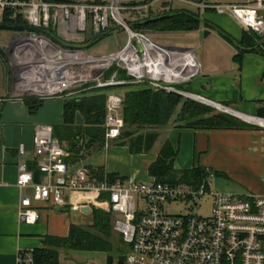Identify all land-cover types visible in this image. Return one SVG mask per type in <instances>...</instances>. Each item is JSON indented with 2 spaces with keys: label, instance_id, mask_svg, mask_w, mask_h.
Returning <instances> with one entry per match:
<instances>
[{
  "label": "built area",
  "instance_id": "2783aa9c",
  "mask_svg": "<svg viewBox=\"0 0 264 264\" xmlns=\"http://www.w3.org/2000/svg\"><path fill=\"white\" fill-rule=\"evenodd\" d=\"M165 5L195 14L227 15L243 31L264 37V0H0V26L9 24L14 31L4 51L13 64L16 96L45 101L72 95L75 89L142 83L154 91L182 95L177 86H186L201 72L195 51L166 47L133 28ZM116 30L127 35L124 47L110 55H88L84 45ZM259 46L264 49L262 41ZM114 67L126 72L127 80H118L117 71L106 79ZM108 96L105 141L112 143L124 128V99L114 91ZM6 100L0 98V103ZM35 128L34 154L43 180L33 185L27 164H17L21 223H38L33 202L66 209L65 194H78L79 208L102 209L115 216L113 229L128 247L125 264H264V196L213 192L207 180L200 185L133 179L97 182L84 166L70 168L69 153L54 137L53 127ZM24 153L22 145L19 155ZM29 187L32 195L26 193ZM174 203L195 208L209 203L210 214L168 215L165 206ZM18 264H34L32 252L19 253Z\"/></svg>",
  "mask_w": 264,
  "mask_h": 264
},
{
  "label": "crops",
  "instance_id": "0c3cea01",
  "mask_svg": "<svg viewBox=\"0 0 264 264\" xmlns=\"http://www.w3.org/2000/svg\"><path fill=\"white\" fill-rule=\"evenodd\" d=\"M200 16L203 24L199 31L190 33L198 34L202 46L216 34V38L229 48V52H226V56L219 55L207 45L198 59L201 64L200 75L186 84L184 93L232 108L243 116L258 118L259 111L264 108V54L246 51L238 61L236 56L240 48L237 44L245 33L240 25L227 15L204 12ZM8 57L11 72L8 76H2V83L0 81V98L7 99L0 103V264H18L19 253L40 249L47 236L66 238L71 225L82 226L85 222L92 224L93 210L82 213L78 207L82 203L81 195L73 194L70 197L66 193L65 197L69 200L66 209L50 202H33L39 212L38 223L29 225L20 222L18 209L22 193L16 185L19 176L17 164H27L29 171L34 174L33 185L42 182L43 174L37 171L34 154L35 127L46 125L53 127L55 132L63 133L66 100L82 90L75 89L72 95L45 100L35 114L31 113L25 99L16 96L14 68ZM253 126L243 130H195L179 129L170 123L159 130L157 144L151 152L133 155L128 146H121L115 140L112 143L106 141L97 151L87 149L91 137L87 130L90 127L86 126L84 116L78 114L74 127L76 131L82 132L81 137L77 138L81 140L82 146H79L82 152L75 158L68 151L69 142L62 146L69 153L67 163L71 169L84 166L90 172V169L101 168L106 174H118L125 181L133 179L143 182L156 181L150 176L148 167L157 161L160 147L170 141L178 154L174 163L176 170L205 169L226 179L233 187V194L264 196V125ZM22 145L25 153L20 156L19 148ZM90 174L93 179H97ZM143 178L147 179L142 181ZM32 192L31 187L26 191L28 195H32Z\"/></svg>",
  "mask_w": 264,
  "mask_h": 264
},
{
  "label": "trees",
  "instance_id": "16d2710c",
  "mask_svg": "<svg viewBox=\"0 0 264 264\" xmlns=\"http://www.w3.org/2000/svg\"><path fill=\"white\" fill-rule=\"evenodd\" d=\"M160 12V10H162ZM150 16L134 23L133 28L137 31L143 30L147 33H169L180 32L190 33L199 31L203 24V19L199 14L187 10L175 9L165 5ZM108 35L100 37L101 40ZM225 38L226 35L223 33ZM264 37L256 33H244V37L237 46L240 48L236 59L239 61L246 51H253L264 54V49L259 43ZM96 40L95 42H97ZM94 42V43H95ZM117 71L118 80H127L126 72L114 67L105 76H110ZM86 88V87H83ZM183 85L177 86L180 91H185ZM78 89L77 91H80ZM116 90L123 96L122 119L124 128L121 136L115 140L121 146H128L133 155L151 152L157 144L159 130L170 125L176 124L179 129L195 130H243L254 128L253 125L241 122L234 116L218 113L212 109L198 104L190 98L171 92L154 91L147 83L141 85L126 84L122 87H111L106 89H92L81 91L76 96L67 98L65 104V122L63 133L54 131V137L63 145L69 142L68 151L75 158L82 152L81 130H75L74 123L76 116L82 114L85 124L90 127L87 132L90 134L87 149L97 151L105 144L106 135V102L111 91ZM25 102L31 113L43 104V101L31 97H25ZM258 118H264V108L259 111ZM80 145V146H79ZM158 159L149 167V174L158 182L180 185H200L208 177L205 169L193 168L186 171H178L174 168L175 160L178 156L177 150L170 141L165 142L158 151ZM80 158V157H79ZM79 162L80 160H75ZM68 162V159H67ZM37 168V167H36ZM38 171V170H37ZM96 176V181L107 180L109 183L125 181L118 174H106L101 168L98 170L90 169ZM180 174L181 179H178ZM93 222L89 226L71 225L70 234L66 238L47 236L43 246L32 252L34 264H66V258L77 254H103L107 264H125L128 247L123 237L113 229L115 216L102 209L94 208L92 211Z\"/></svg>",
  "mask_w": 264,
  "mask_h": 264
},
{
  "label": "rangeland",
  "instance_id": "374dc122",
  "mask_svg": "<svg viewBox=\"0 0 264 264\" xmlns=\"http://www.w3.org/2000/svg\"><path fill=\"white\" fill-rule=\"evenodd\" d=\"M172 7L179 9L178 6H172ZM155 11H157V10H155ZM162 11H163V9L160 10V12H162ZM212 13L214 14L216 12H212ZM8 26H9V24H5L4 27L0 26V81H1V83H2V76L3 77L5 75L8 76V74H10V72H11L8 54L4 53V47L8 46L12 42V40L14 39L13 38L14 31ZM149 35L153 41H156L157 43L164 45L166 47H169V48L174 47V48H178V49H185V48L193 49L196 53L197 59H199L200 56L202 55V53L205 51V49H207L206 48V47H208L207 45H209L211 48H213V50H216V53L219 55H225L226 52H229V48L224 46L222 44V42H220V40H218L216 38V36H215L216 34L214 36L208 38V41L205 43L204 46H202V44H200V42L198 41V36H197L198 34H196V33L191 34V33H185V32L184 33L169 32V33H163L162 34V33L155 32L154 34H149ZM127 41H128L127 35H125V32H123L121 30H116V31H112L111 33H109V35L107 37H104L101 40H98L93 45H84L83 47H85V50L87 51L88 55H90V56H93V57L104 56V55H110L111 53L118 52V50H120L122 47H124V45L126 44ZM184 87H186V86H184ZM184 98H188V97H184ZM193 101H195V100H193ZM198 104H200V105L202 104V105L212 109L215 112L227 114L218 108H213V107L208 106L202 102L201 103L198 102ZM223 107L227 108L226 106H223ZM228 109L232 110V108H228ZM237 119H239V118H237ZM240 121L244 122L242 120H240ZM244 123L249 124V122H244ZM171 124H173V122H171ZM250 124L251 125H259V124H252V123H250ZM174 125L176 126V124H174ZM260 125H262V124H260ZM177 176H178V179H181L180 174H178ZM146 179L147 178H143L142 181L146 180ZM138 180H141V179H138ZM206 180L210 186V189L213 192H218V193L219 192H230V193L232 192V190H231L232 185L230 183H228V181H226V179H224L223 177H219V176L217 177V175H215V174H209V177ZM233 192H236V190H234ZM185 208H187V209H185ZM209 210H210V204L209 203H205L200 208L192 207L191 204H189V206L187 207L183 203H174L173 205H166L165 206V212L171 216L186 215V214L188 215L190 213V214H195V215H199V216L204 217V216H208L210 214ZM89 220H91V219H89ZM89 225H91L90 222H85L84 225L82 224V226H89ZM70 257H71L70 259L66 258V262H68V263L72 262L74 264H107L105 261V256L103 254L85 253V254L73 255Z\"/></svg>",
  "mask_w": 264,
  "mask_h": 264
},
{
  "label": "water",
  "instance_id": "95a60500",
  "mask_svg": "<svg viewBox=\"0 0 264 264\" xmlns=\"http://www.w3.org/2000/svg\"><path fill=\"white\" fill-rule=\"evenodd\" d=\"M182 96H184V97H188V98H190V99H193V100H195V101H197V102H202V103H204V104H206V105H208V106H211V107H213V108H218V109H220L221 111H223V112H225V113H227V114H229V115H233V116H235V117H237V118H239L240 120H242V121H244V122H249V123H253V124H257V123H254V122H251L250 120H248L247 118H251V117H246V116H243L242 114H240V113H238V112H236V111H234V110H230V109H228V108H225V107H223V106H221V105H219V104H213V103H211V102H208V101H206V100H204L203 98H200V97H197V96H195V95H192V94H190V93H182ZM219 106H221V107H223V108H221V107H219ZM253 119V118H252ZM254 119H257V120H259V121H262L261 119H258V118H254ZM264 121V120H263ZM263 125V124H262ZM91 211V209H90V207H84V208H82L81 209V212L82 213H89Z\"/></svg>",
  "mask_w": 264,
  "mask_h": 264
},
{
  "label": "bare ground",
  "instance_id": "6f19581e",
  "mask_svg": "<svg viewBox=\"0 0 264 264\" xmlns=\"http://www.w3.org/2000/svg\"><path fill=\"white\" fill-rule=\"evenodd\" d=\"M219 107H221V106H219ZM221 108H223V107H221ZM247 119L250 120L251 122H254V123L256 122L259 125L260 124H264V121L263 120L262 121H259V120L254 119V118L253 119L252 118H247Z\"/></svg>",
  "mask_w": 264,
  "mask_h": 264
}]
</instances>
